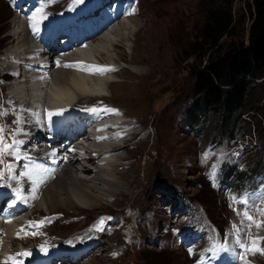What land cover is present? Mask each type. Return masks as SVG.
Masks as SVG:
<instances>
[{
  "label": "rangeland",
  "instance_id": "obj_1",
  "mask_svg": "<svg viewBox=\"0 0 264 264\" xmlns=\"http://www.w3.org/2000/svg\"><path fill=\"white\" fill-rule=\"evenodd\" d=\"M29 1L20 0L16 4L14 0H0V64H7V57L4 55L7 53L6 49L10 50L11 59L19 52L17 36L23 25L16 23L13 26V21L18 19L16 17L22 16L20 12L15 13V10L16 6H20L19 3ZM89 1L93 2L85 0V3ZM247 1L232 0V32L223 35L219 43L210 45L200 38V27L205 13L202 0H127L136 13L125 19L128 30L118 25L119 27L110 32L114 40L123 38L120 44L112 46L107 41L101 42L109 50V56L116 60L110 63L119 66L118 70L107 71L102 77L86 74V90L88 93L93 90L96 94L92 92L90 101L85 102L84 98L71 92V99L76 100L78 105L101 103L100 101L108 105L113 104L114 110L125 115H121L119 119L131 122L129 125L115 128L113 136H123L134 130L143 135L147 134L145 138L143 135L133 136L125 141L122 148H118V152H113L120 153L121 159L116 160L113 153L104 155L109 161L116 160L115 165L119 164L114 172H127L131 187L129 190L124 188L120 194L104 195L114 187L106 185L104 179L93 178L95 169L91 165L92 170H77L71 172V175L81 180H90L86 186L89 183L97 185L98 189L86 188L97 201V206H78L66 210L59 206L54 214H47L45 202L40 193L37 194L41 188H36L30 181V186L34 185L31 189L32 199L36 198L34 206L31 209L26 208L17 219L7 220L13 227L9 236L15 237L11 246L7 243L0 246V255L9 250H13L15 254L20 253L22 251L17 248H21V245L27 251L36 249V252H39L41 245H53L57 249L69 246L78 249L85 245L89 252L76 264H198L202 255H210L204 250L211 245L213 238L220 241L224 234L232 231L231 226L235 223L233 217H239L236 214L237 205L243 208L241 204L233 202L234 197H243L245 193V198L254 201L256 196L245 191L246 188L252 187L262 200H258V206L264 202V79L258 78L251 93L244 98L240 117L230 136L220 132V128L216 126L218 112L206 113L205 125L199 131L187 121L183 107L191 94L193 79L189 67L203 65L208 55L220 54L232 43L247 41ZM67 2L70 0H51V3L47 0H36L37 4L47 3L44 12L48 14H54ZM138 30L142 31L135 40ZM147 31L154 36L152 39L155 43L153 50L148 51L145 50L143 38L144 32ZM57 45L61 46L60 42ZM89 47L90 51L87 52L91 55V66H97V62L101 64L102 60H106L103 53H98L102 48L97 42H90ZM132 57H135V60L146 59L149 63H134ZM15 60L16 56L7 65H11ZM15 70L18 71L17 64ZM22 77L21 74L12 77L9 87L6 85V88H3L0 85V113H3L0 115V126L5 128L8 143H11L10 137L16 130L15 103L9 94L16 95L21 101L32 95L37 88L32 84L35 81L25 83V78L23 80ZM106 79L113 80L114 84L125 82L126 87L109 88L105 83ZM3 82L6 83L7 80L1 79L0 84ZM27 84L29 87L27 86L26 92L23 86ZM30 84L34 89H30ZM54 84L55 80L49 79L42 85V92L36 91L34 99L48 104L46 97L50 96L51 92L55 94ZM216 135H220L219 139H215ZM121 143L123 142L117 144ZM35 156L38 155H34L31 168L35 165ZM9 158L11 159V156H4V162L7 163ZM108 160L100 162L99 166L108 169ZM213 164L216 165L214 180L208 175ZM2 168L3 165L0 164V169ZM19 172L23 175L25 171ZM234 172L239 174L237 178L232 174ZM103 176L123 185L122 179L106 174H102ZM6 177L5 174L0 181V189H6ZM21 182L25 185L27 180ZM7 183L13 186L8 181ZM68 183L69 181L66 182ZM72 188L78 190L76 186ZM28 189L30 190V187ZM45 218H50V222L39 228L28 227L29 222H39ZM101 218H106L104 230L98 232L95 231V226ZM19 228L36 235L20 232L17 238ZM7 231L1 222L0 237L7 234ZM247 233L245 230V233L241 234L245 240L248 239ZM36 252L33 254H37ZM70 253L67 255H72ZM236 254L234 259L238 256ZM250 255L252 256L251 253ZM259 255L251 259H256V264H264V255ZM229 258L230 256H226L223 260ZM2 259L0 256V260ZM223 260L217 259L214 264H222Z\"/></svg>",
  "mask_w": 264,
  "mask_h": 264
},
{
  "label": "bare ground",
  "instance_id": "obj_2",
  "mask_svg": "<svg viewBox=\"0 0 264 264\" xmlns=\"http://www.w3.org/2000/svg\"><path fill=\"white\" fill-rule=\"evenodd\" d=\"M76 3L77 2H75L74 0L73 3L67 8L68 10L67 13H63L62 15L60 14L58 16H55L52 20H48V21L45 20L40 24V26H44V25L46 26L47 24L52 22L50 24L51 27L55 25V29L46 27L47 30H45L44 32H39L37 36L39 38V41H42L43 39L46 40L44 44L42 43L43 44L42 48H41V45L34 47L35 44L33 43L31 39H29L28 30H27V26H29L28 17L38 8L37 6L41 4H37L36 0H32L30 3L31 5L29 9L26 10L25 13H22L20 10H18L20 6H16L17 7L16 10L18 11V13L20 12L22 16L21 18H19V16L16 17L18 19L17 21H13V26L16 23L23 25L21 26L22 27L21 32L17 36L18 37L17 47H18L19 52L18 54L14 55L12 58L13 60L15 59V56H16V60L13 61L14 64L13 63L11 64L12 66H14L13 69L10 67L11 65H7L5 63L0 64V80L1 79L7 80L6 83L3 82L0 84L1 87L6 88V85L7 87L11 86V81L9 80L16 74L14 72L16 64L18 65V71H17L16 77H18V75L21 74V76H23L22 77L23 80L25 78L23 82L27 83V81H30V82L35 81L32 84L34 86H37L34 93L32 95H29V97L27 96V98L24 99V105H26L27 108L23 111L24 116H20V121H21V124H23L22 127H24L25 129H28V128L29 129L27 130V132L26 131L20 132V134L22 135L21 141L23 143L19 146V151L24 158L21 159L20 161H14L13 168L17 167L16 169L18 171L20 170L26 171L25 169L29 168V166L27 165L28 163L27 156L29 157V159H31V162H33L34 155H38V156H35L36 160L34 162L35 165H33L34 167L30 169L31 176L22 177V181L23 180L28 181L27 178H30L32 180L31 182H33L36 188L38 187L41 188L39 192L37 191V194L40 193L41 199L45 202V205L47 208L46 209L47 214H54L56 212V209L59 206H61L65 210L69 208L75 209L78 206H83V207L97 206V203H96L97 201L93 199V195L87 192L86 190L87 187H92V189H96L97 185L95 186L89 183L88 186H86L85 184L89 182L90 180L88 181L81 180L80 178H76L71 175V172L73 173L74 171H77V170L86 169L85 171H90L92 170L90 167L91 165H92V168L94 167L95 169L94 170L95 176L93 178H98L96 180L104 179L103 181L106 183V185H109L110 187H114L112 189L110 188L108 192L105 191L106 194L104 195H107L110 193L120 194L122 190H124V188L129 190V188L131 187V183L129 181L130 179L128 180L127 178V175H126L127 172L126 173L125 172L123 173L114 172V169L119 165V164L115 165L114 163L117 159H121V156H122L120 155V153L118 154H114V153L118 152L119 150L118 148L120 147L122 148V146H124V143L126 140L136 135H138V137L143 135L140 131L134 130V131H129L130 133L128 132L123 136L122 135L113 136L111 135L112 130H111V127L108 125V123L102 128L100 127L103 125V123H100V125L97 127L98 129H96V132L91 134L92 130H90V128H87L86 125L80 124L79 122L76 121L75 118H72V116L67 120V122L66 120H64V122H66V125L62 130H58V131L56 130L57 132H55L53 140L44 138V136L42 137L40 130L35 129V131L31 133L30 124H29V121H27L31 113L36 114L37 112V115L38 114L42 115L41 117H48V112L50 111L55 112L57 110H60V107L63 106L64 104L65 105L74 104L75 102L72 103L73 98L71 99V92H74V94H76L77 96L84 98L85 102L90 101V96L92 92H94L93 90L92 91L90 90L91 93L90 92L88 93V91L86 90L88 89L86 85L87 84L86 81H88L86 79L88 77H86V74L87 76L90 75V71L86 69V66H91L92 64L90 61L91 55H88V52H87V50L90 51L89 50L90 42H93V43L94 41L97 42L98 45L101 46L102 48L101 50L98 51V53H101V54L103 53L106 57V60H102L101 64L97 62L98 65L100 66L102 65L101 68L109 69L107 71H110V72L111 71L115 72L118 70L119 66L116 67L110 63V62L114 63L116 60L109 56L110 54L109 50L106 49V47L103 46L101 42L102 40L107 41L112 46H118L120 44L121 39L123 38H121L120 40H117V39L114 40L110 32L118 25L119 26L121 25L122 27H124V29H127L126 24H125V21H126L125 19L129 17L128 13L133 12L134 10L133 6L130 5L127 2V0H93V2L89 1L88 3H85V0H81V2H79L81 4L79 5L77 20L73 22L72 21V5ZM35 7L37 8L35 9ZM45 11H46V8H45ZM46 14H48V12H46ZM135 14L136 13L134 12L132 15H135ZM92 16H94L96 19H91ZM73 18H75V15H73ZM134 19L136 18H129V20H134ZM96 20H99L98 24L96 23ZM60 28H63V30ZM72 28L78 31L79 37L84 35L85 38L81 37L80 40L77 41L76 43H74L75 39L73 38L72 42L68 40L69 45L66 46V43H64L63 45L58 47L57 44L59 43V38L63 39L67 35L75 36L72 33V30H71ZM150 29H151V26H150ZM53 30L56 31V33L54 34L55 36L51 35L53 33ZM141 31L142 30L140 31L138 30L136 32L135 40L137 36L138 37L140 36L139 34H141ZM106 32H108L109 34L108 33L105 34ZM149 32L148 31L146 33L144 32L145 35H143V38L145 39L144 47L146 48L145 50L147 51L153 50L154 44H155L154 40L152 39L154 36L150 34ZM154 32L153 33L155 35L156 31ZM57 37L59 38L57 39ZM135 49H138V47H135ZM6 51H9V49H6ZM4 55L7 57L8 52L6 54L4 53ZM132 58H134L132 59L134 63H138V64L139 63H145V64L149 63V61H145L146 59L136 58L135 60V57H132ZM20 59L22 62L19 61ZM23 59H27V60L24 61ZM65 65H71V66L65 67ZM107 71L102 72L101 75L105 76L107 74ZM92 75L96 76L94 74ZM49 79L53 81L55 80L56 84H54L55 86L53 85L55 94L54 93L52 94V92L50 94L49 92L50 96L46 97V102L48 104L45 103L47 106L45 104H41V102L39 104H34V98H35L36 91L39 90L42 92V88H43L42 85L44 86L45 83ZM105 83H107L106 85L109 88H116L118 86L121 88L126 87L125 82L114 84L113 80H110V79H106ZM32 84H30V87H31L30 89H34V87H32ZM28 85L29 84L23 86L26 92L29 87ZM13 90L15 91V89ZM26 92L24 93L26 94ZM15 93H17V91H15ZM94 94H96V92H94ZM20 98H21V94H20ZM100 102L104 107H107V106L111 108L115 107L113 104L108 105L107 103H104V101H100ZM31 103L33 104V106ZM30 107L33 108L32 111L30 110L31 109ZM99 113H101V117L105 115L121 114L120 111L119 112L117 111L108 112L107 114H104V112L101 111V112H98L97 115H99ZM122 116H125V115H122ZM26 117H27V120H25ZM58 118H60V115L53 116L51 120L53 119L55 120ZM86 119L89 120V117H86ZM127 124L129 125L131 124V122L126 121V120L125 121L121 120L118 126L122 127V126H126ZM82 130L88 133L86 137L87 141H86V144H84V147H83V144L80 143L81 140H78L79 135H81ZM105 132L109 134H106L105 136ZM101 135H104L103 137H101L103 140L96 141L95 138L100 137ZM143 136H144L143 138H145L147 134ZM113 137L114 139H111ZM121 141L123 143L117 144ZM108 153H111V154L113 153L116 160L109 161L108 157H104V155ZM10 160H12V157L11 159L9 158V161ZM106 160H108L107 162H109L108 169H104L101 166H99L100 162H103ZM39 169H46V171H38ZM56 172H60L61 174L58 175L59 173L57 174ZM102 174L110 175L116 179H122L123 185L116 183L115 181H112L110 179H105L104 176L102 177ZM13 178L8 179V182L15 185L18 179H13ZM41 180L43 181L42 183L40 182ZM67 181H69L68 184H66ZM31 182L29 183V186L30 184H32ZM26 184L28 186V182ZM71 185L73 187L74 186L78 187V190L75 191ZM59 187L61 190H59ZM15 190L16 188L12 190L14 194H15ZM37 194L35 193V195ZM97 196L101 198L100 195H97ZM24 201H25L24 203H20V201H17L16 204L20 203L19 205L20 208L17 209L16 212L20 210L21 212H17V213L14 212L11 215V218L17 219L16 217L22 215L23 212H25L26 208L31 209L34 206V201H35L34 198L33 199L32 197H29L27 199L25 198ZM2 206H4L3 201H1L0 203V210L2 209ZM23 208L25 209L22 210ZM236 209L237 211H240V212L244 211V208H241V206L237 207ZM252 212L253 211H251L250 213L251 215L256 217L258 220L264 221V218H262L261 215H259L258 213L254 214V212L252 214ZM9 218L10 217H5L3 218L4 220L2 221L0 220V223L2 222V224L8 229L7 234H4L2 238L0 237V246L6 243L9 246H11L10 244L13 243V240L15 237L14 235L9 236V233L10 232L12 233L13 231L12 225L7 221ZM240 218H241L240 216L236 219L235 217H233V222H235L233 224L240 226L241 225V220H239ZM238 220H239V223H238ZM245 230L247 232L250 231L246 225H245ZM0 234L2 235V233ZM251 236L252 237H257V236L264 237V226H261L259 229H257L254 226L251 230ZM20 247L21 248H17V250H20L22 252L27 251V249H24L22 245ZM81 250H84V252L80 256L75 257L74 259L71 257L67 258L66 255L60 254L61 255L60 259H52L51 261L50 257H48L47 262H49V264H56L59 261H61L60 264L79 263L81 262L80 260L83 258V256H85L89 252L85 245L81 248ZM28 252H30L31 255L29 257H31L32 255H34L33 253L36 252V249H30L28 250ZM5 254L7 257L9 255H15L13 250H9ZM3 255H0V256L4 258ZM256 256L257 254L255 255L252 254V256L251 255L249 256L248 254L246 259L250 262V264H256L257 260L255 259L253 261L251 259V257L256 258ZM259 256L261 257V255ZM17 259L23 260L24 264L26 262V257H18ZM234 262L235 264H242V262L238 259V256H236V259L232 257H230L229 259H225L223 260L222 264H232Z\"/></svg>",
  "mask_w": 264,
  "mask_h": 264
},
{
  "label": "trees",
  "instance_id": "obj_3",
  "mask_svg": "<svg viewBox=\"0 0 264 264\" xmlns=\"http://www.w3.org/2000/svg\"><path fill=\"white\" fill-rule=\"evenodd\" d=\"M202 1L205 13L200 38L215 45L223 35L232 32V0ZM245 4L249 18L247 41L232 43L222 53L208 55L203 65L189 67L193 79L191 94L183 107L187 121L199 131L205 125V114L218 112L216 126L220 132L232 135L244 98L258 78L264 79V0H248ZM232 174L236 178L239 175Z\"/></svg>",
  "mask_w": 264,
  "mask_h": 264
},
{
  "label": "snow or ice",
  "instance_id": "obj_4",
  "mask_svg": "<svg viewBox=\"0 0 264 264\" xmlns=\"http://www.w3.org/2000/svg\"><path fill=\"white\" fill-rule=\"evenodd\" d=\"M48 3H51V0H47ZM75 2H81V0H75ZM47 6V3H42L29 17V25L35 34H39L40 32V24L48 19L47 14L44 12L45 7ZM135 10H133L134 12ZM133 12L128 13L129 15L133 14ZM59 63V62H58ZM71 65H65V67H69ZM86 69L90 72L94 71L98 73H102L104 71H107L109 69L107 68H101L99 66H86ZM65 111L63 109L57 110L55 112H48V118L51 121V118L53 116H59L61 113ZM85 111H107V112H115L114 109H85ZM0 115H3V113H0ZM17 124L20 123L19 119L15 121ZM22 130L17 128L11 135V143H8V138H6L5 135V128L0 126V164L3 165V168L0 169V181L3 180L6 173H8V179H12L11 176L13 165L9 163H5L3 160L4 156H11L15 161H20L24 157L19 151V146L23 143L21 140L16 139V136L21 132ZM208 156H205V159H207ZM38 171H46V169H39ZM25 176H30V171H25L22 173ZM210 179L214 180L216 177V165L213 164L210 172L208 173ZM43 182L42 180L40 181ZM15 198L16 200H21L23 197L20 195V190H15ZM234 203H239L244 207V211H236V214L241 217V225L238 227L237 225L233 224L232 231L225 235V237L217 241L215 238H213V242L211 245L204 250L205 253H210V255H202L201 260L198 261V264H205L207 261V264H214V261L217 260V258L220 256L223 252L231 251L230 243H229V237L235 236V245L241 250L238 253V259L242 262V264H250V262L246 259L247 255L249 253L255 255L260 254L264 255V247L261 246V244H264V237H252L250 234V231L247 233L248 239L245 240L244 237L241 235L242 233H245V225L247 224L248 229L250 230L251 227L255 226L257 229H259L261 226H264V221L256 219L253 215H251V211L255 209V211L261 215L264 216V202L260 206H257L255 204V201H250L249 199L245 197H234L233 198ZM235 211V210H234ZM106 218H101L98 224L95 226V231H103L104 221ZM110 219V218H107ZM50 222V218H45V220H41L39 222H29L28 227H34L39 228L44 223ZM20 232H23L25 235L31 234L36 235V233H28L25 229H20L17 233V238H19ZM41 251L47 252V248L44 245L40 246ZM191 253V250H190ZM30 255V252L23 251L20 253H16L15 255H9L6 257L3 264H24V261L21 259H17L18 257H27Z\"/></svg>",
  "mask_w": 264,
  "mask_h": 264
}]
</instances>
